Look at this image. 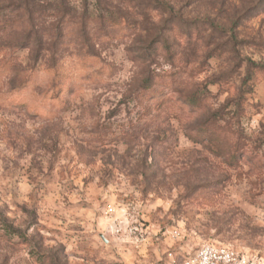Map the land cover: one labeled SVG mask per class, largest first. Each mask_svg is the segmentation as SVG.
<instances>
[{"label": "rangeland", "instance_id": "1", "mask_svg": "<svg viewBox=\"0 0 264 264\" xmlns=\"http://www.w3.org/2000/svg\"><path fill=\"white\" fill-rule=\"evenodd\" d=\"M203 244L264 264V0H0V264Z\"/></svg>", "mask_w": 264, "mask_h": 264}, {"label": "built area", "instance_id": "2", "mask_svg": "<svg viewBox=\"0 0 264 264\" xmlns=\"http://www.w3.org/2000/svg\"><path fill=\"white\" fill-rule=\"evenodd\" d=\"M183 264H255L244 253L223 245L203 244Z\"/></svg>", "mask_w": 264, "mask_h": 264}, {"label": "trees", "instance_id": "3", "mask_svg": "<svg viewBox=\"0 0 264 264\" xmlns=\"http://www.w3.org/2000/svg\"><path fill=\"white\" fill-rule=\"evenodd\" d=\"M7 229H9V227H8ZM44 255H45V254H44ZM44 258H46V257L44 256ZM47 260H48V262H50V261H52L53 259L51 260V258H50V259L48 258Z\"/></svg>", "mask_w": 264, "mask_h": 264}]
</instances>
